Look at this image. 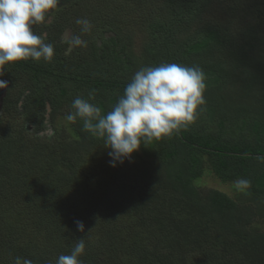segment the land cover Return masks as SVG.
<instances>
[{"label": "trees", "instance_id": "obj_1", "mask_svg": "<svg viewBox=\"0 0 264 264\" xmlns=\"http://www.w3.org/2000/svg\"><path fill=\"white\" fill-rule=\"evenodd\" d=\"M164 2L163 13L148 15L142 64L119 29L104 36L111 30L103 23L86 39L90 57L82 53L66 73L62 63L47 68L57 71H46L53 74L46 94L38 82L42 70L35 69L40 126L20 127L22 151H11V136L0 130V264H14L17 256L55 264L80 238L86 243L83 264H264V230L255 225L264 218V163L256 159L264 156V36L252 23L239 31L200 23L215 0ZM162 62L203 70L204 110L187 128L142 145L133 165H107V154L101 165L89 163L104 141L84 131L82 120L70 123L66 136L57 126L42 131L43 119L52 125L50 111L66 105V97L70 103L77 96L86 99L94 89L91 102L106 114L139 64ZM31 118L23 115L24 125ZM39 146V165L53 168L40 186L35 177L8 173L10 155L22 157L30 148L37 153ZM206 170L222 182L251 180L242 193L247 199L200 189L196 180ZM76 220L84 222L85 232L77 231Z\"/></svg>", "mask_w": 264, "mask_h": 264}, {"label": "clouds", "instance_id": "obj_2", "mask_svg": "<svg viewBox=\"0 0 264 264\" xmlns=\"http://www.w3.org/2000/svg\"><path fill=\"white\" fill-rule=\"evenodd\" d=\"M60 0H0V66L9 62L32 59L50 62L54 45L46 43V37L37 35L33 26L47 21ZM82 33L91 31L87 18H78ZM71 44L86 46L80 36H73ZM3 72H0L2 75ZM205 74L199 66H185L162 62L157 66H143L131 77L123 95L106 114L92 103L95 90H90L85 99L77 96L65 119L69 123L83 121V130L102 139L109 149V164L116 167L125 160L131 162L132 154L141 146L170 137L182 128H187L202 112L205 105ZM7 82L0 79V88ZM256 159L264 163V156ZM238 191L251 188V180L239 178L235 182ZM77 231L85 232V224L76 220ZM90 231V230H89ZM86 243L78 239L69 254H61L55 264H83L80 257L85 253ZM14 264H33L26 257L17 256Z\"/></svg>", "mask_w": 264, "mask_h": 264}, {"label": "rangeland", "instance_id": "obj_3", "mask_svg": "<svg viewBox=\"0 0 264 264\" xmlns=\"http://www.w3.org/2000/svg\"><path fill=\"white\" fill-rule=\"evenodd\" d=\"M164 0H80L75 1L74 4H70L67 7L71 9V18L69 19V26H74V36H80L81 39L86 41V39L91 36H95L96 30L100 27L101 24H109V29L111 33L114 32V29H119L123 34V40L128 42L133 56L137 59L139 63L142 64V61H139L140 56L144 53L145 49L144 46L146 45V41H148V30H147V22L149 20L148 15L152 12L159 11L163 13V5ZM65 7V8H67ZM263 7V9H262ZM260 9L262 13H260ZM66 11V10H65ZM64 12H60V15L65 14ZM264 0H215V3L209 8L203 10V17L200 23H209V24H219L223 27L228 29L239 31L243 30L245 26L251 25V28L257 30L258 34H262L264 36ZM262 17H261V16ZM251 17H256L254 20L250 21ZM78 18H87L91 24L92 28L91 31L88 33L81 32V26L77 25L75 21ZM116 29V30H117ZM110 32V31H107ZM113 34V33H112ZM238 35L235 33L234 36ZM109 39V38H108ZM71 41V40H69ZM68 41V42H69ZM68 42L63 43V47L61 51H58L56 58H64L66 64L64 65V73H66V69H70L72 64L75 63L76 60H79V47L82 52H84L85 58L90 57L89 52L85 46H76L72 48L69 52L67 51ZM141 68V65L137 67L134 71L137 72ZM85 71L84 68L80 69L79 74ZM133 74V75H134ZM43 77V76H41ZM39 78V77H38ZM24 81L26 78L24 77ZM23 87V86H22ZM231 90V88H230ZM231 92V91H230ZM59 95V94H58ZM88 96V93L85 94ZM58 105H64L65 101H70L71 99L66 97L64 100H61L58 97ZM63 101V102H62ZM70 105L66 104L59 109H55V116L52 126H57L61 134L67 135L68 127L70 123L66 121L65 116L71 110ZM25 126L23 123V116L20 114H8V115H0V130L1 132H5L3 135H9L10 138L13 140L9 146L11 151H15L17 147H19V151L24 150L25 147V140L23 142L20 137V127ZM27 126V125H26ZM77 126H81L77 122ZM54 128V127H53ZM2 135V136H3ZM29 138V137H28ZM30 143L34 142V138L30 137L27 140ZM24 143V146H22ZM30 143L26 146H30ZM60 141H58V144ZM22 144V145H21ZM32 148L25 151L24 156L16 157L10 155L8 157V166H10L9 174L15 177L22 176V177H35L39 180L40 186V178H45L47 175L53 173V168L48 163L47 165L41 164L39 165V160L37 158H41L40 156V146L39 151L35 153ZM9 151V152H11ZM109 149L102 147L100 149V153H97L89 163L94 164H102V157L107 154L108 156ZM10 154V153H8ZM135 154L137 151L132 154V160L130 165H133L135 161ZM26 160V161H24ZM41 162V160H40ZM7 166V160L4 161ZM30 164V165H29ZM107 165L109 161H107ZM7 174V173H6ZM5 174V175H6ZM4 175V176H5ZM196 184L199 185L200 189H207V188H215L218 190H222L227 193L229 196L233 198H242L244 201L247 199L242 195L241 192L236 190L235 183H227L220 181L211 171H207L204 175L196 180ZM37 186V181L34 183ZM23 199V198H22ZM19 201H17L18 203ZM261 204L263 206V213H264V199L261 200ZM264 217V216H263ZM255 225L259 226L261 229L264 230V218L260 222H256Z\"/></svg>", "mask_w": 264, "mask_h": 264}, {"label": "flooded vegetation", "instance_id": "obj_4", "mask_svg": "<svg viewBox=\"0 0 264 264\" xmlns=\"http://www.w3.org/2000/svg\"><path fill=\"white\" fill-rule=\"evenodd\" d=\"M75 1L77 2L80 0H60V5L56 9L52 10L46 22L33 26V30L37 35L45 36L47 38L45 42H50L54 45V56L50 62H45L43 59L38 62L28 59L9 62L4 66H0V72H3V74L0 75V79H3L7 82L6 88H0V115L17 113L22 116L30 115L34 118H31V120L27 121V126H29V129H34V126H40V122H38V118H40V103L38 100L40 99L41 92L40 85L35 83L37 81L32 78L34 76L33 73L35 69L39 70L38 72H40V69L42 70L41 76L43 77L38 76V82H40V80L42 81V88L46 94L49 87L47 85L48 78H52L53 76L52 73H46V71H57L55 68H47H53L51 66L58 65V63L66 64L64 58L56 57L58 51H61L64 45L63 43L68 42L74 36V26H69V24H71L69 22V19L71 18V9L67 6L74 4ZM64 11L65 14L60 15V12ZM104 36L106 38H111L114 36V34H112L110 31L106 32ZM102 42L103 41L101 39H97V46L99 48L104 46V43L102 45ZM113 46H115V43ZM75 47L76 46L71 44L69 41L67 45V51L69 52ZM80 48L81 47H79V53L83 58L82 53L84 54V52H82ZM113 48L114 47H112V49ZM81 57L79 60L82 59ZM24 77L26 78V81H24ZM67 104H69L71 108L72 102L70 103V101H67ZM55 109H59V107L56 106V108H52L50 113H54ZM47 121V119H43L41 124V126H43L42 131L45 133H50L53 126L50 122L47 123ZM36 133L40 134V130H38Z\"/></svg>", "mask_w": 264, "mask_h": 264}]
</instances>
